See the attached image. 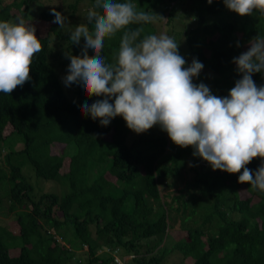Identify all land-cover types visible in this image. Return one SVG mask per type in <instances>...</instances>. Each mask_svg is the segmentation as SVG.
I'll use <instances>...</instances> for the list:
<instances>
[{
    "label": "trees",
    "instance_id": "trees-1",
    "mask_svg": "<svg viewBox=\"0 0 264 264\" xmlns=\"http://www.w3.org/2000/svg\"><path fill=\"white\" fill-rule=\"evenodd\" d=\"M117 2L160 15L128 28L142 27V36L171 33L185 66L193 58L201 62L196 78L220 97L241 78L233 57L264 37V14L240 16L223 0ZM94 3L0 0V21L23 17L47 28L35 34L42 51L32 59L30 79L9 95L0 93V203L10 215L7 226L0 224V264H264V192L239 183V172L213 170L159 125L137 134L116 116L101 126L99 118L82 115L81 105L102 96H87L75 83L71 96L64 92L53 57L59 50L80 54L83 38L72 44L70 27L87 23L75 14L87 16ZM53 7L68 26L54 23ZM181 14L191 19L189 26L180 25ZM121 35L105 39L108 62H114ZM252 79L264 85V73ZM261 162L256 157L246 167L254 172ZM30 171L43 179L67 177L69 191L38 189ZM77 248L85 251L83 260Z\"/></svg>",
    "mask_w": 264,
    "mask_h": 264
},
{
    "label": "clouds",
    "instance_id": "clouds-1",
    "mask_svg": "<svg viewBox=\"0 0 264 264\" xmlns=\"http://www.w3.org/2000/svg\"><path fill=\"white\" fill-rule=\"evenodd\" d=\"M223 3L240 16L254 10L264 14V0ZM52 13L54 23L63 27L67 17L55 7ZM158 17L117 0H95L88 9L87 23L70 33L72 44L80 45L81 38L84 43L79 55L65 53L70 63L63 77L66 87L75 83L87 96L103 97L82 104V115L99 118L101 126L120 116L137 134L159 125L174 144L191 146L193 155L213 170L239 172V183L264 192V85L257 86L252 79L253 73H264V37H255L246 51L233 57L241 78L227 96L220 97L204 83H193L203 64L193 58L185 67L187 61L174 38L163 33L142 36V27L128 28L153 23ZM118 32H122L119 49L114 62H108L102 55L104 42ZM40 51L42 44L31 22L23 17L0 21V93L9 95L30 79L32 59ZM256 157L262 162L253 172L246 165Z\"/></svg>",
    "mask_w": 264,
    "mask_h": 264
},
{
    "label": "rangeland",
    "instance_id": "rangeland-1",
    "mask_svg": "<svg viewBox=\"0 0 264 264\" xmlns=\"http://www.w3.org/2000/svg\"><path fill=\"white\" fill-rule=\"evenodd\" d=\"M38 1H44V0H38ZM71 2L72 0H49L50 3H56L57 5L59 4H62L64 7H66V5ZM37 4V3H36ZM34 4V6L36 5ZM80 6V4H79ZM37 7L39 8V4H37ZM82 7V5L80 6ZM68 11V9H67ZM69 12V11H68ZM75 18L77 19V21L80 22H84L86 20V15L83 13V12H80V11H77L76 14H75ZM180 19L182 18L184 20V23L183 24H180L182 25V27H184L185 25L186 26H189L188 22H190V18H188L186 15H182L181 14V17H179ZM74 19V17H73ZM34 27H35V34H44L46 31H47V28L46 27H41V28H38L33 22H31ZM65 26H68L69 25V19L67 18V21L65 22L64 24ZM63 25V26H64ZM64 30H66V28H64ZM74 30L73 29V26L70 27V31ZM168 35V34H167ZM169 36L171 37V33H169ZM65 53H67L66 51L64 50H59L58 51V55L54 56L53 57V60H54V63H55V66L59 69L58 71L60 72V78H61V84H62V87H63V90L64 92L66 93V95L69 97V95L71 96L72 95V91L70 90L71 86H68L66 87L63 83V77L67 74V71H68V65L70 63V60H68V62H66L65 64H61V62L65 61ZM187 67V66H185ZM193 83L194 84H199V83H204L202 80L199 81V79H197L196 77L193 78ZM68 91V92H67ZM148 132L149 131H157L156 129H154L153 127L149 130H147ZM19 146V145H17ZM58 148H60V146H58ZM56 149L55 152H60L59 149ZM28 171V170H26ZM30 181L31 183L37 187L38 189H46V190H51L59 195H63L64 193H66L67 191H69V183H68V179L67 177L65 176H57L56 178L54 179H43V178H40V177H37L36 175H34L31 171H30ZM241 193L245 195L244 192L240 191ZM253 200H257V198H254ZM9 213L7 212V208H6V205L5 203L2 204L0 203V224L2 225H6L7 226V221H9ZM176 232H179V231H176ZM175 232H172V234H174ZM17 249H12L11 250V254H14L16 253ZM76 254L78 255L79 258H81L82 260L85 258L86 254L84 253L85 251L81 248H77L76 250ZM127 258V256H125ZM186 262L188 263H192V259L191 258H187L185 260ZM172 264H179V262L177 261H174L172 262Z\"/></svg>",
    "mask_w": 264,
    "mask_h": 264
}]
</instances>
